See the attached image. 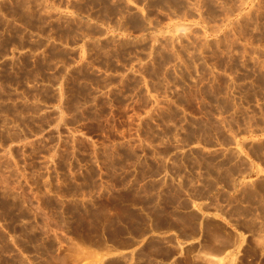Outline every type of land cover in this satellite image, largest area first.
Listing matches in <instances>:
<instances>
[{
    "label": "rangeland",
    "instance_id": "374dc122",
    "mask_svg": "<svg viewBox=\"0 0 264 264\" xmlns=\"http://www.w3.org/2000/svg\"><path fill=\"white\" fill-rule=\"evenodd\" d=\"M262 132L264 0H0V264H124Z\"/></svg>",
    "mask_w": 264,
    "mask_h": 264
},
{
    "label": "crops",
    "instance_id": "0c3cea01",
    "mask_svg": "<svg viewBox=\"0 0 264 264\" xmlns=\"http://www.w3.org/2000/svg\"><path fill=\"white\" fill-rule=\"evenodd\" d=\"M240 142L264 143V132ZM246 152V165L233 168L228 186L192 198L181 188L163 229H156L149 213L144 230L126 234L122 244L108 245L104 259L115 257L124 264H264V165Z\"/></svg>",
    "mask_w": 264,
    "mask_h": 264
}]
</instances>
